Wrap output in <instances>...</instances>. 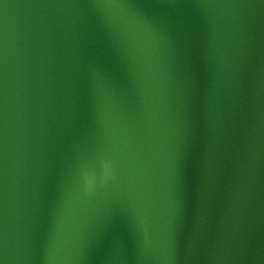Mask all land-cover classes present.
Returning a JSON list of instances; mask_svg holds the SVG:
<instances>
[{"label": "water", "instance_id": "obj_1", "mask_svg": "<svg viewBox=\"0 0 264 264\" xmlns=\"http://www.w3.org/2000/svg\"><path fill=\"white\" fill-rule=\"evenodd\" d=\"M0 264H264V0H0Z\"/></svg>", "mask_w": 264, "mask_h": 264}]
</instances>
